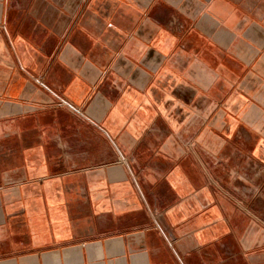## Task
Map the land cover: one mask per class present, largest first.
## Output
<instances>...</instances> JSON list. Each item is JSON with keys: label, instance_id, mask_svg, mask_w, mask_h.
<instances>
[{"label": "crops", "instance_id": "1", "mask_svg": "<svg viewBox=\"0 0 264 264\" xmlns=\"http://www.w3.org/2000/svg\"><path fill=\"white\" fill-rule=\"evenodd\" d=\"M254 157L264 0H0V264H264Z\"/></svg>", "mask_w": 264, "mask_h": 264}, {"label": "rangeland", "instance_id": "2", "mask_svg": "<svg viewBox=\"0 0 264 264\" xmlns=\"http://www.w3.org/2000/svg\"><path fill=\"white\" fill-rule=\"evenodd\" d=\"M117 160H120L121 162H128V161H131L132 158L130 157H127V158H122V157H117L116 158ZM165 159V158H162V160ZM200 160V156H193L192 158V163H193V169H183L182 171H186L187 172V175H190L192 176V178L194 179H197L199 178V176L202 174V172L200 171V169H198L197 166L198 165V161ZM264 174V160H260L258 159H252V167L251 169L248 170V173L247 175L251 176V177H256L258 175H263ZM228 175H231V172L230 174H227L225 173V176H228ZM214 176H216V173H214Z\"/></svg>", "mask_w": 264, "mask_h": 264}]
</instances>
